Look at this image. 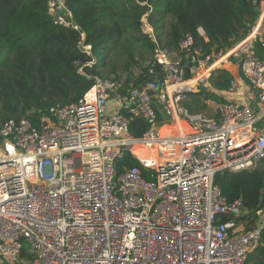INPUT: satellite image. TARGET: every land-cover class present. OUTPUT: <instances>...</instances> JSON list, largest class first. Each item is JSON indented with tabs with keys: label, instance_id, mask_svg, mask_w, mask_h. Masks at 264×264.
I'll list each match as a JSON object with an SVG mask.
<instances>
[{
	"label": "built area",
	"instance_id": "1",
	"mask_svg": "<svg viewBox=\"0 0 264 264\" xmlns=\"http://www.w3.org/2000/svg\"><path fill=\"white\" fill-rule=\"evenodd\" d=\"M47 8L56 25L78 29L65 0H47ZM263 19L264 0L246 38L206 55L184 38L179 51L189 77L142 19L154 48L141 87L123 93L118 81L94 76L77 101L5 122L0 264H246L259 244L264 210L245 229L234 219L245 215L242 201L228 202L214 179L254 170L264 159V60L254 45L263 44ZM82 50L89 55L90 46ZM230 59H238V76L231 71L219 93L224 100L204 101L213 115L191 113L189 94L206 89ZM128 116L147 122L141 136L129 132ZM160 123L162 133L155 130ZM126 152L143 172L136 166L117 172Z\"/></svg>",
	"mask_w": 264,
	"mask_h": 264
},
{
	"label": "trees",
	"instance_id": "2",
	"mask_svg": "<svg viewBox=\"0 0 264 264\" xmlns=\"http://www.w3.org/2000/svg\"><path fill=\"white\" fill-rule=\"evenodd\" d=\"M262 1L65 0L78 27L74 30L54 23L47 0H0V128L9 120L46 115L52 106L77 101L93 85L94 76L118 81L123 93L141 87L154 48L151 37L142 31V19L152 29L156 43L174 61L179 60L189 77L179 43L191 36L192 50L202 55L230 48L251 33ZM263 44H254L262 60ZM84 45L90 46L89 55L82 50ZM155 73L158 80L163 78L159 68ZM232 78L229 66L215 69L209 78L213 90L197 88L189 94L186 107L191 113L205 114L204 101H223L219 93L228 89ZM122 113L126 115V111ZM128 117L129 132L141 136L147 122ZM135 166L143 172L130 152L116 163L118 173ZM214 183L228 202L242 201L245 215L235 217L236 222L245 229L255 227L257 211L264 210V159L251 171L217 174ZM219 218L228 220L223 215ZM20 255L29 257L24 250ZM246 264H264V227Z\"/></svg>",
	"mask_w": 264,
	"mask_h": 264
},
{
	"label": "rangeland",
	"instance_id": "3",
	"mask_svg": "<svg viewBox=\"0 0 264 264\" xmlns=\"http://www.w3.org/2000/svg\"><path fill=\"white\" fill-rule=\"evenodd\" d=\"M230 71H237L238 69V59H230V62L228 64ZM126 76V74L124 75V77ZM205 114L209 113V111H204ZM166 129V126H165ZM164 129V130H165ZM160 133H162V130L160 131Z\"/></svg>",
	"mask_w": 264,
	"mask_h": 264
},
{
	"label": "crops",
	"instance_id": "4",
	"mask_svg": "<svg viewBox=\"0 0 264 264\" xmlns=\"http://www.w3.org/2000/svg\"><path fill=\"white\" fill-rule=\"evenodd\" d=\"M200 34L203 35V34H204L203 31L200 32ZM232 72H233V74H234L235 76H238V73H237L236 71H235V72L232 71ZM207 87H209L210 90H213V89L210 87V85L207 86ZM207 87H206V89H208ZM220 93H223V92H220ZM226 96H227L228 99H230V100H233V99L236 98L234 95H229V94H227ZM236 96H237V95H236ZM188 100H190L189 96H188ZM188 100H187L186 102H188ZM206 108H207V111H209L210 115H213V110L210 109V108H208V107H206ZM207 114H208V113H207Z\"/></svg>",
	"mask_w": 264,
	"mask_h": 264
},
{
	"label": "bare ground",
	"instance_id": "5",
	"mask_svg": "<svg viewBox=\"0 0 264 264\" xmlns=\"http://www.w3.org/2000/svg\"><path fill=\"white\" fill-rule=\"evenodd\" d=\"M165 126H166L165 124L160 123V124H158V125L156 126L155 130L158 131V132H160L161 130L164 131Z\"/></svg>",
	"mask_w": 264,
	"mask_h": 264
},
{
	"label": "water",
	"instance_id": "6",
	"mask_svg": "<svg viewBox=\"0 0 264 264\" xmlns=\"http://www.w3.org/2000/svg\"><path fill=\"white\" fill-rule=\"evenodd\" d=\"M192 64H194V63H192Z\"/></svg>",
	"mask_w": 264,
	"mask_h": 264
}]
</instances>
